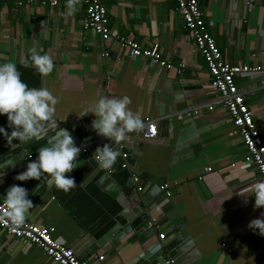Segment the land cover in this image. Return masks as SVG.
I'll list each match as a JSON object with an SVG mask.
<instances>
[{
  "label": "crops",
  "instance_id": "crops-1",
  "mask_svg": "<svg viewBox=\"0 0 264 264\" xmlns=\"http://www.w3.org/2000/svg\"><path fill=\"white\" fill-rule=\"evenodd\" d=\"M101 1L112 34L133 38L142 46L157 41L161 57L173 67L165 69L144 56L129 57L117 49L113 37L103 43L97 34L83 29L81 0L72 16L66 14V0H58L54 7L0 0V63L14 62L29 87L47 88L58 98L57 127L66 128L80 145L99 139L88 152H80L79 166L65 174L77 184L65 194L44 184L43 178L14 179L35 160L40 147L49 145L54 128L46 127L40 139L26 143L14 140L8 145L0 136V162L10 159L15 164L0 169V174L4 171L0 201L10 186L24 187L33 204L25 221L52 227V237L87 264H150L141 256L160 234L173 230L175 234L167 238L180 236L188 241L186 254L194 252L193 264H264V236L247 227L261 218L264 208L254 209L251 194L247 203L237 195L262 179L252 164L242 160L243 144L223 108H201L194 115L188 111L214 95L204 59L184 28L175 1ZM197 2L222 56L230 64H256L264 71V0H255L249 13L243 0ZM31 48L52 58L54 68L47 77L21 63ZM235 82L264 140V72L237 76ZM124 95L131 100V111L142 120L155 121L157 136L143 139L140 131L128 134L120 144L129 157L128 168L120 167L121 153L111 170L93 168L92 153L108 140L91 128L94 114H79L94 107L101 96ZM0 126L10 133L6 114L0 115ZM206 167L211 170L205 171ZM103 173L120 195L137 202L150 197L146 207L156 233L145 244L140 245L131 233L122 234L123 226L113 230L121 207L109 194L108 180L99 181ZM132 173L142 191L137 192ZM162 183L168 184L170 195L159 188ZM0 264L57 263L37 246L0 229Z\"/></svg>",
  "mask_w": 264,
  "mask_h": 264
},
{
  "label": "clouds",
  "instance_id": "clouds-1",
  "mask_svg": "<svg viewBox=\"0 0 264 264\" xmlns=\"http://www.w3.org/2000/svg\"><path fill=\"white\" fill-rule=\"evenodd\" d=\"M79 4L80 0H66V14H75ZM21 63L24 67L34 68L41 77H47L54 68L52 58L47 53L41 54L36 48L29 49L28 58ZM57 103L58 98L47 88L29 87L21 79V73L14 62L0 63V115L6 114L7 127L11 129L9 133L4 126H0V136L5 138L8 145H12L14 140L26 143L40 139L46 127L57 129L54 120ZM130 103L131 100L126 95L119 98L101 96L94 107L82 110L79 114V117L94 114L96 118L92 121L91 128L98 136L114 142L98 146L92 153L96 166L102 169L111 170L120 155L121 142L128 138L129 133L138 132L144 127L139 114L128 107ZM82 147L83 145L77 146L74 143L68 130L57 129L49 145L40 147L35 160L28 162L26 169L14 179L26 181L43 178L44 184L54 185L67 194L77 184L72 176L65 174L79 166L78 157ZM13 165L15 164L10 159H5L0 162V169L5 170ZM3 176L4 171L0 174V179ZM248 194L254 196V209L264 208V180L250 183L237 193L245 198L244 203H247ZM27 197L28 192L22 186L12 185L6 190L3 196L6 211L3 215L11 226L23 225L29 210L33 208L32 201ZM226 197L228 199L231 195ZM247 227L264 236V212L261 213V218L251 220Z\"/></svg>",
  "mask_w": 264,
  "mask_h": 264
},
{
  "label": "built area",
  "instance_id": "built-area-1",
  "mask_svg": "<svg viewBox=\"0 0 264 264\" xmlns=\"http://www.w3.org/2000/svg\"><path fill=\"white\" fill-rule=\"evenodd\" d=\"M58 0H15L17 6L23 4L36 3L41 6L54 7ZM84 6V16L81 20V26L85 30H90L97 34L104 43L110 37H113L117 49L129 57L144 56L151 63L157 64L165 69L172 68V64L165 61L159 51V43L151 42L148 46H142L138 41L127 36L112 34L109 28V20L106 7L101 0H81ZM176 9L180 14L183 26L188 36L193 41L195 48L202 55L207 72L210 77V86L213 98L196 105L191 106L188 111L190 114H197L198 110L205 108L212 110L215 106L223 108L235 127L244 147L242 160L252 164L258 175L264 180V140L253 120V113L246 104L243 92L237 87L235 78L240 75H257L263 73V69L258 65L249 64H230L221 54L213 37L209 33L202 12L199 9L197 0H174ZM246 13H249L255 3V0H243ZM102 56H108L107 50H104ZM180 66L177 71L181 72ZM144 127L140 130L143 139H152L157 136L155 121L145 117ZM99 139H93L83 143L81 152L86 153L93 147ZM80 145V146H81ZM127 153H121L122 169L128 168L126 160ZM28 159L31 155L27 156ZM211 167H206L205 171H210ZM201 179V177H198ZM131 181L136 185V190L142 191L143 186L137 184L138 177L131 174ZM159 188L170 195L167 183H162ZM6 211L3 202L0 201V229L6 234L16 239L26 241L35 245L42 252L57 264H87V260L78 258L75 252L63 245L52 237L53 229L50 226H42L34 222L25 221L23 225L11 226L3 213ZM163 238V234L159 235ZM102 260L103 256H98ZM168 263V262H166Z\"/></svg>",
  "mask_w": 264,
  "mask_h": 264
},
{
  "label": "water",
  "instance_id": "water-1",
  "mask_svg": "<svg viewBox=\"0 0 264 264\" xmlns=\"http://www.w3.org/2000/svg\"><path fill=\"white\" fill-rule=\"evenodd\" d=\"M55 131H51L53 134L57 131V129H66L62 125L58 124L57 129L54 128ZM67 130V129H66ZM69 132V131H68ZM71 135V133L69 132ZM74 143L77 146H80L79 140L71 135ZM53 137V135L51 136ZM50 136L46 137V139H49ZM108 143L113 144V141H105L103 140L101 145ZM124 149L121 148V152L123 153ZM128 156V155H127ZM129 157H126V160H128ZM90 164L93 166V168H96L95 161L92 159H89ZM108 180L107 184H110L108 189H110V195L113 197H116V200L118 201L121 211L116 215L115 221L116 224L114 225L113 230H116L118 228L122 229L120 230L122 234H132V238L137 240V242L140 243V245L145 244L155 233L154 223L153 219H151V213H148L146 205L149 203V196H145L140 200L139 202L129 199L126 196L120 195L119 191L117 193V189L114 188V185L112 184V179L106 174L103 173L100 177V182H105ZM176 230L170 231L165 236L166 238H157L155 241L150 243L149 248L146 249L144 252V256H141L143 259L146 257L149 259L150 264H193L195 261L191 260V258L194 256V252L190 255L186 254L187 249L190 247L188 246V241L185 239H182L180 236H174L167 238L172 233L175 234ZM151 258V259H150ZM187 260V261H184ZM170 261V263H169ZM168 262V263H166Z\"/></svg>",
  "mask_w": 264,
  "mask_h": 264
}]
</instances>
